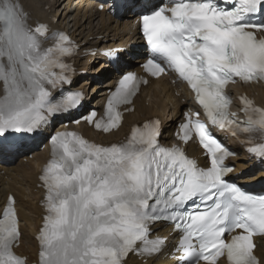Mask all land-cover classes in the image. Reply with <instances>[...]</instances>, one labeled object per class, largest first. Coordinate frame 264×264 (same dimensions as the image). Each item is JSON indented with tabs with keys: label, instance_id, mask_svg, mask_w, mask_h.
<instances>
[{
	"label": "snow or ice",
	"instance_id": "6c2138e0",
	"mask_svg": "<svg viewBox=\"0 0 264 264\" xmlns=\"http://www.w3.org/2000/svg\"><path fill=\"white\" fill-rule=\"evenodd\" d=\"M114 7L139 9L145 76L121 72L103 114L81 119L113 134L124 112L134 111L140 86L167 74L191 90L199 110L183 113L171 145L160 141L159 118L109 144L75 130L50 134V158L37 175L43 212L35 264H127L133 255L146 262L167 247L155 230L160 223L180 233L168 253L176 264H264L254 239H264V194L230 180L226 160L234 152L211 130L242 135L264 163V107L241 96L245 119H238L226 91L264 83V0H121ZM78 51L65 31L30 20L20 0H0V155L20 151L50 118L82 107L84 94L70 90ZM189 142L202 150L203 165L181 146ZM16 204L13 193L0 209V264H32L16 250Z\"/></svg>",
	"mask_w": 264,
	"mask_h": 264
},
{
	"label": "bare ground",
	"instance_id": "6f19581e",
	"mask_svg": "<svg viewBox=\"0 0 264 264\" xmlns=\"http://www.w3.org/2000/svg\"><path fill=\"white\" fill-rule=\"evenodd\" d=\"M103 1L105 0H20L30 20L45 21L53 29H61L71 36L79 51L73 60L75 76L70 90H82L84 93L90 91V96L93 98L92 103L84 102L80 111L50 118L51 123L31 141L23 142L24 147L20 151L0 155V209L5 205L6 195L14 193L22 230V239L16 250L28 256L32 264H35L37 252L33 237L43 212L40 203L42 192L38 187L37 175L49 159L48 135L54 127L64 128L66 123H71L78 115L85 114L92 106L100 107L106 101L108 93L113 90L117 76L122 71L138 72L142 63L143 52L140 40L132 26L137 18L134 13L138 8L125 10L118 17L109 16L108 12L97 10ZM155 1L157 0H148V4ZM107 6L111 7L112 4L107 2ZM68 16H72L71 21L67 19ZM119 44L124 46L115 53L118 54L116 57L113 53L107 55L113 58V63L109 65L111 68L103 70L98 76L93 75L91 65L98 59L106 57V55L100 56V53ZM92 53L97 56H90ZM98 79L103 82L97 83ZM83 84L84 87H81ZM258 102H264V94L259 93ZM133 106L134 111L125 116V123L117 133L101 136L85 126H82L81 132L98 143L117 142L125 137L131 124L141 123L148 118H159L163 132L161 140L165 143L173 139L172 134L182 110L191 108L193 102L182 85H172L169 79L162 78L150 81L142 93L135 98ZM233 142L232 146L238 154L231 162L235 168L233 172L241 179L239 183L264 182V163L247 155L241 143ZM187 152L192 156L200 154L192 145L187 147ZM155 230L158 235L167 239L164 252L146 262L138 256H130L127 264H176V261L168 256L175 245V236H169L171 229L167 226L155 225ZM257 254L264 255V239H260Z\"/></svg>",
	"mask_w": 264,
	"mask_h": 264
},
{
	"label": "rangeland",
	"instance_id": "374dc122",
	"mask_svg": "<svg viewBox=\"0 0 264 264\" xmlns=\"http://www.w3.org/2000/svg\"><path fill=\"white\" fill-rule=\"evenodd\" d=\"M73 9V8H72ZM69 18V21H71L72 19V16H68L67 19ZM67 21V20H66ZM104 61L103 60H97V62H94L92 65H91V69L94 71V74L93 75H96L98 76L103 70H108V67L104 65L103 63ZM86 79V78H85ZM84 81V79L82 80ZM103 81L102 80H97V83H102ZM81 87H84V84L83 86L81 85ZM99 91V90H98ZM92 96H90V91L88 93H86L85 95V102H89V103H92ZM25 163V162H24Z\"/></svg>",
	"mask_w": 264,
	"mask_h": 264
}]
</instances>
